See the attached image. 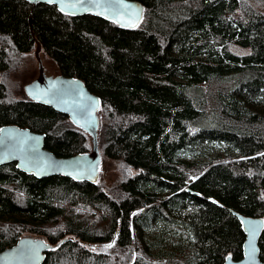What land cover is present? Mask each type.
<instances>
[{
	"label": "trees",
	"instance_id": "obj_1",
	"mask_svg": "<svg viewBox=\"0 0 264 264\" xmlns=\"http://www.w3.org/2000/svg\"><path fill=\"white\" fill-rule=\"evenodd\" d=\"M137 1L143 17L128 28L0 0V127L43 133L58 156L92 150L66 114L9 93L4 74L38 40L100 97V165L123 167L110 187L100 169L90 181L1 165L0 250L28 228L56 244L42 264H222L242 257L233 211L264 219V0ZM112 238L113 255L88 247ZM259 249L264 261V227Z\"/></svg>",
	"mask_w": 264,
	"mask_h": 264
},
{
	"label": "water",
	"instance_id": "obj_2",
	"mask_svg": "<svg viewBox=\"0 0 264 264\" xmlns=\"http://www.w3.org/2000/svg\"><path fill=\"white\" fill-rule=\"evenodd\" d=\"M32 3L54 4L60 11L71 14H92L133 28L143 17V5L137 0H30ZM138 17V18H137ZM40 43L36 40L34 55L39 62V75L24 85L25 93L36 101L66 114L69 119L92 135V150L70 156H58L45 147V135L28 127L7 124L0 127V166H15L36 177L60 175L75 180L97 178L100 156L97 148L100 97L91 92L79 78L60 74L47 76L40 62ZM244 233L242 257L226 256L222 264H264L260 259L259 238L264 227L261 217L246 216L233 211ZM255 228L253 235L252 229ZM56 247L39 237L23 236L0 250V264H42L46 251Z\"/></svg>",
	"mask_w": 264,
	"mask_h": 264
},
{
	"label": "rangeland",
	"instance_id": "obj_3",
	"mask_svg": "<svg viewBox=\"0 0 264 264\" xmlns=\"http://www.w3.org/2000/svg\"><path fill=\"white\" fill-rule=\"evenodd\" d=\"M248 1V0H246ZM252 2L256 0H251ZM257 5H261V7H264V1H258ZM247 2H245L246 6ZM35 48V47H34ZM34 48L28 52L27 54H24L22 56H18V64L16 63L13 67L9 68V70L4 74V76L7 77V81L9 82V93L12 95H27L24 91V85L31 82L37 76L39 75V62L34 55ZM40 55V62L43 66L44 73H46L47 76H57L62 74L59 69L55 66V64L47 57V55L41 51L39 52ZM19 72V73H18ZM28 96V95H27ZM29 97V96H28ZM99 118L102 117V114L100 111H98ZM100 131V126L98 129V132ZM217 148V149H216ZM214 147L216 151L219 152V154L224 157L225 153L223 149H218L219 146ZM212 152V150H211ZM193 157V156H192ZM192 159V158H191ZM206 160V159H205ZM123 170V167L118 161H110L106 158H102L101 165H100V178L99 182L102 184L108 185L110 187L116 186V179H118L121 176V172ZM116 183V184H115ZM82 208L81 205H68L66 209H74L78 210ZM63 219V218H62ZM60 226V222L54 225H51L47 228V231H57ZM155 231V230H154ZM154 231H151L150 237L154 235ZM23 236H30V237H39L46 241H48L46 234L36 233L32 232L31 229H22L18 232L17 238L23 237ZM108 245H112L111 247H108ZM91 251L104 253L106 255H113L116 249V243L115 238H112L110 241L105 243H93L88 246Z\"/></svg>",
	"mask_w": 264,
	"mask_h": 264
},
{
	"label": "snow or ice",
	"instance_id": "obj_4",
	"mask_svg": "<svg viewBox=\"0 0 264 264\" xmlns=\"http://www.w3.org/2000/svg\"><path fill=\"white\" fill-rule=\"evenodd\" d=\"M138 18V17H137ZM253 235L255 234V228L252 229ZM112 245H108V247H111Z\"/></svg>",
	"mask_w": 264,
	"mask_h": 264
}]
</instances>
